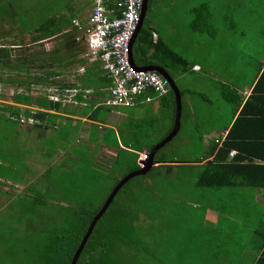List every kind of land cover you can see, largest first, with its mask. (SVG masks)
Wrapping results in <instances>:
<instances>
[{
    "label": "rangeland",
    "instance_id": "1",
    "mask_svg": "<svg viewBox=\"0 0 264 264\" xmlns=\"http://www.w3.org/2000/svg\"><path fill=\"white\" fill-rule=\"evenodd\" d=\"M232 1L152 0L147 12L145 27H153L175 51L193 62L200 58V54L190 50L196 46L198 39L203 38V33L194 32L190 28V23L197 17L196 10L207 4L215 28H219L220 31L227 30V28L243 30L244 34L242 35L233 33L230 44L236 45L238 51L252 49V53L255 51L262 53L263 36L258 28L264 26V0H248V3L246 0H234L235 4L231 6L229 2ZM62 3L63 0H21L19 5L24 9L26 8L27 16L30 18L36 13V16H39L43 9L51 5L55 9V12L51 14L58 16L67 15L79 7H82L79 12L80 16L85 17L89 13V0H71L67 7H62ZM224 8H228V10L225 11ZM226 12L232 15L233 22L229 23L227 19H224ZM248 13H258V19L251 17L246 19ZM32 34V32L23 30L19 20H7L0 23V46H9L10 43L17 45L27 43L32 38ZM229 36L218 39L226 41ZM59 42L60 40L57 38H52L48 44L36 45L35 47L44 51L51 48L54 50L58 47ZM23 52L24 47H20L11 55V58L16 60ZM52 63L53 61L49 60L48 67L57 66ZM244 70L246 68L241 73ZM46 71L47 68H32L28 75L33 80H35V75L50 77ZM2 73L4 78H10V80L0 84L1 102L11 103L10 96L12 93L28 91L27 86L18 88L19 81H25L27 77L25 71L4 69ZM195 75L196 73L193 71H186L183 76L176 79L181 91H183V126L178 136L161 148L160 156L181 160H192L205 156V149L201 140L196 137L197 132L194 124L203 120L210 125L212 119L225 121L229 114L228 103L221 97L212 81L207 79L203 89H199L196 85ZM174 77H178L177 72L174 73ZM43 88L45 85L41 83H35L31 86L34 93ZM208 89L211 95L208 101H203V104L204 109L211 112V115H199L195 118L194 109L190 103H194L200 97L199 94L202 91L208 92ZM129 107L122 106L119 110L125 111L129 115L132 109ZM174 114V105L169 102L166 105L156 107L154 111L144 115L143 118L140 117L136 120L134 117L128 116L125 128L138 130L144 136L142 142L144 141V144L150 146L154 141L162 140L170 123L174 120ZM2 116H0V170L3 176H0V264H33V248L36 243L39 241L40 244L46 243L50 229L64 224V221L66 223L68 219L79 218L81 210L97 209L116 182H119L130 172V164H135V156L133 151H123L124 157L121 161H124V164L115 165V170L110 173L95 164L96 158L94 157L87 158L81 168L82 174H79L75 167L78 164L76 161H68L64 168L58 166L54 168L50 172L49 180L40 181L35 177L40 173L42 167L31 164L34 162L32 160H27L35 155L34 144L27 143L29 138L24 140L21 137V132L16 130L18 123L6 120ZM7 116L11 115L7 114ZM23 124L27 125L26 123ZM94 131L98 134L97 130ZM190 134L194 138H190L188 141L182 138L183 136L188 137ZM130 135L129 131L126 136L129 137ZM113 137L114 135L108 132L107 140H111ZM46 146L49 150L47 154H51V145L46 144ZM82 149L84 150V148ZM90 159L93 161L90 162ZM158 170L162 174L155 172ZM166 171L165 168L152 170L149 175L154 172L151 177L155 179L150 183L146 178L148 175L145 177L136 176L125 184L126 186L124 185L123 190L117 195V205L118 201L126 205L129 204L128 206L132 211H135L138 217V222L135 223L136 244L127 250L126 260L125 262L121 261V264H194L193 261L211 264L215 259V257L210 258L204 255L197 257L190 254L189 252L193 251V248L188 249L182 243L180 252H178L170 247L175 246V243H169L166 239L165 243L162 242L165 222H169L171 217L172 206L170 203L176 200L179 204L186 205L180 211H177V207L175 208L176 223L180 221L186 211L195 208L192 199L213 203L206 197L207 193L212 190L211 188H204L201 196L200 192L194 190L197 169L175 168L171 172L172 178L163 175ZM27 172L30 173L29 179L25 178ZM45 179H47V174ZM65 190L67 193L64 192ZM193 222L198 224V220H193ZM173 232V230H169L168 235L173 234ZM191 239L186 237L185 240H182L178 237L175 240L188 243Z\"/></svg>",
    "mask_w": 264,
    "mask_h": 264
},
{
    "label": "crops",
    "instance_id": "2",
    "mask_svg": "<svg viewBox=\"0 0 264 264\" xmlns=\"http://www.w3.org/2000/svg\"><path fill=\"white\" fill-rule=\"evenodd\" d=\"M246 1V3L249 2ZM229 3L231 6L235 4L234 0ZM247 17L258 19V13H248L246 19ZM224 19H227L229 23L233 22L232 15L227 12L224 14ZM258 31L263 36L262 53L259 51L252 53V49L238 51L236 45L230 44L233 33L244 34L242 29L227 28V30L220 31L219 28L214 27L212 16L208 23L202 24L199 32L203 33V38L198 39L196 46L190 50L191 52L197 51L200 58L190 62L191 65L187 72L196 73V85L199 89H203L207 79L211 80L221 97L228 103L229 114L225 121L212 119L210 125L203 120L194 124L197 132L196 137L201 140L205 156L192 160L174 158L164 162L159 161L155 155L159 162L145 174L148 175L146 178L149 183L155 179L151 177L154 172L149 174L156 168H165L167 171L163 175L172 178L171 172L175 168H193L188 165L213 162L218 149L222 147L227 137L234 139L235 136L237 139H242V141L236 140L237 145L246 148V150L242 149V152L244 151L243 153L246 154V162L253 161L256 164H264V26L258 28ZM159 35L158 32H154V39L157 36L155 39L157 40ZM227 35L230 36L226 41L218 39ZM85 57L87 61L83 66L79 64L75 65V68L69 66V70H66L56 83L65 87L83 89L84 94H78V105L63 103L58 108L47 109L46 112L50 116L45 124L39 126L18 124L16 129L21 132V137L24 140L29 138L28 144H34L36 148L35 155L27 160H32L34 162L31 164L42 167L40 173L35 177L40 181L49 180L50 172L57 166L64 168L68 161H76L78 164L75 167L79 174H82L81 168L87 158L91 157L96 158L95 164L110 173L115 170V165L124 164V161H121L124 157L123 151L129 150L133 151L135 163L138 162L141 168L143 165L141 163L142 154L150 153V146L160 143L174 128L176 109L174 120L170 123L162 140L154 141L150 146L144 144V141L142 142L143 134L134 128L132 130L125 128L126 118L132 116L137 120L154 111L156 107L168 104L169 98L165 101L162 99L167 95L160 96L151 92L149 94L153 97L152 100L141 96L138 103L132 107L122 105L132 108L129 115L127 112L119 110L122 106L110 107L105 104L104 99L108 96L111 82L106 79L102 62L98 58H89L86 55ZM244 68L246 70L241 73ZM177 73L178 77L176 78L174 73H170L176 83V79L183 76L186 71ZM210 95L209 89L208 92L202 91L199 94L200 97L194 103H190L194 109L195 118L199 115H211V112L204 109L203 104V101L209 100ZM238 96L242 97V101L236 104ZM183 115L182 103L181 126L176 136L182 129ZM236 121L239 122V127L235 132L233 131L234 136H232L231 129ZM94 130H97L98 134ZM129 131L131 135L127 137ZM108 132L114 135L111 140L106 138ZM182 138L188 141L194 137L190 134L188 137L183 136ZM217 139L220 140V143L216 141ZM216 143H218V147L213 149ZM46 144L51 145V154H47L49 150ZM236 149L233 148L231 152ZM160 150L161 148L158 151ZM231 152L227 156L228 162L233 158ZM92 161L93 159H90V162ZM130 165L133 166V164ZM197 168L199 173L194 190L200 192L201 196L204 189L198 186L197 181L202 168ZM155 172H160V170ZM160 173L162 174V172ZM29 174L27 172L25 175L26 179H29ZM46 174L47 179H45ZM211 189L206 197L213 203L193 201L195 208L186 211L178 223H176L177 218L174 215L175 208L177 207V211H180L186 205H181L176 200L170 203L172 206L171 217L165 224H169L174 232L171 235L164 232L162 242L165 243L166 239L169 243H175V246L170 247L178 252L184 244L188 249L193 248V251L189 253L197 257L202 255L210 258L215 257L211 264H264V171H258L253 176H246V183H241V185H227L224 188ZM193 220H198V224L196 225ZM178 237L182 240H185L186 237L192 239L185 243L176 241L175 239ZM193 262L202 264L197 261Z\"/></svg>",
    "mask_w": 264,
    "mask_h": 264
},
{
    "label": "trees",
    "instance_id": "3",
    "mask_svg": "<svg viewBox=\"0 0 264 264\" xmlns=\"http://www.w3.org/2000/svg\"><path fill=\"white\" fill-rule=\"evenodd\" d=\"M20 1L21 0H0V23L7 20H19L22 23L23 30L32 32L33 34L32 38L30 41H27V43H22L21 45L10 43L9 46H0V84L10 80V78L3 77L2 72L4 69L18 72L25 71L27 77L25 81H19L18 88L27 86L28 91H17L12 93L10 96L12 100L11 103L0 102V113L6 120L22 125L25 124L20 122L21 116H25L26 118L33 116L37 120L34 125L39 126L45 124L50 116L48 112H46L47 109L58 108L63 103L78 105L79 95L84 94V90L78 87L76 88L77 92L74 95L73 101H65V99H63L64 93L66 90L73 88L61 86L56 83L57 79L62 77V74L67 69L77 64L83 66L84 62L87 61L85 57V55L87 56V45L77 40V36L81 32L77 29L78 27L75 25L74 20H80L81 23L86 24L91 16L92 4L89 0V13L85 17L79 16L82 7L73 9L72 12L67 15L58 16L51 14L55 12V9L51 5L43 9L39 16H36V13L30 18L27 16L26 12L28 11L26 8L24 9L19 5ZM70 1L71 0H63L62 7H67ZM151 1L152 0H149L148 9ZM227 10L228 9H225V11ZM196 11L198 13L197 17L191 21L190 28L193 31H200L202 24H205V22L208 23L210 20L211 12L207 4L204 5V7L198 8ZM145 23L146 20L133 46V58L136 65H160L165 67L171 74L187 71L191 65L190 61L175 51L162 36L159 35L158 39L155 40L153 34L157 31L151 26L145 27ZM52 38L60 40L58 47L54 50L51 48L48 51H44L35 47L36 45L44 46L48 44ZM20 47H24V52L20 53L16 60L12 59L11 55L19 50ZM49 60L53 61L52 64L57 66L53 67V65H51V67H48ZM32 68H47L46 72L50 77L35 75V80H33L28 75ZM105 74L106 79L111 82L108 73L105 72ZM35 83L44 84L45 88L40 91L36 90V93H34L31 86ZM50 88H52L51 91L49 90ZM181 92L183 95V91ZM51 94H59L60 99L53 100L50 97ZM167 98H169V102L173 103L176 109L173 90H170L169 95L162 99L165 101ZM107 99L108 96L104 101L106 102ZM241 101L242 97L238 96L236 104ZM7 114L11 116H7ZM25 123L28 126H33L28 122ZM238 127L239 122L236 121L231 129L232 136H234L233 131L235 132ZM236 139L235 136L234 139L227 137L222 147L218 149L216 156L212 160L213 162L203 164L192 163L188 165L189 167H196L195 169L197 170V167L202 168L197 181L200 188H224L227 185H241V183H246V176H253L258 171H264V164H256L253 163V161L246 162V154L243 153L244 151L242 152V149L246 150V148L242 145H237V140L242 141L241 138ZM154 145L155 144L151 145L149 150H151ZM217 145L218 143L215 144L213 149H216L218 147ZM233 148H237L235 150L237 153L231 161L228 162L227 156ZM156 158L164 162L173 160V158L168 159L164 156H160V151L156 154ZM139 168L140 165L136 162L131 167V171ZM198 173L196 174L198 175ZM0 176L3 177L1 170ZM145 176L146 175H140L137 177ZM112 189L113 187L111 190ZM122 190L123 189H121L119 193ZM66 191L67 190L64 192L66 193ZM105 200L97 209L90 211L83 209L80 212L79 218L68 219L66 223L63 219L64 224L50 229L48 238H46L47 242L40 244L39 241L33 248V264H71L76 249L93 220V217L98 213ZM116 200L117 196L105 214L97 222L80 256L78 264H121V261L125 262L126 260L125 254L127 250L133 244H136L135 223L138 222L137 214L134 210L132 211L128 206L129 204L126 205L118 201L117 205ZM192 200L195 201L197 199ZM76 213L78 214V212ZM169 230H171V227H169V224H165L163 233H167Z\"/></svg>",
    "mask_w": 264,
    "mask_h": 264
},
{
    "label": "built area",
    "instance_id": "4",
    "mask_svg": "<svg viewBox=\"0 0 264 264\" xmlns=\"http://www.w3.org/2000/svg\"><path fill=\"white\" fill-rule=\"evenodd\" d=\"M90 1L92 12L89 21L83 24L80 20H74V23L81 32L77 40L87 45V56L100 59L103 70L111 79L105 104L110 107L134 106L141 96L152 100L151 92L160 96L169 94L171 87L163 74L140 69L131 61V41L142 19L144 0ZM76 92V88L66 90L63 99L72 102ZM50 97L60 99L59 94H51ZM20 122H31L33 125L37 120L33 116H21ZM216 141L220 143L219 139ZM236 153L233 150L231 156L234 157ZM142 155L144 161L149 152Z\"/></svg>",
    "mask_w": 264,
    "mask_h": 264
},
{
    "label": "water",
    "instance_id": "5",
    "mask_svg": "<svg viewBox=\"0 0 264 264\" xmlns=\"http://www.w3.org/2000/svg\"><path fill=\"white\" fill-rule=\"evenodd\" d=\"M148 3H149V0H144V6H143V10H142V19H141V22H140V24L138 26V29L135 32V34H134V36L132 38V41H131V48L132 49H133V46H134V44L136 42L138 34H139L140 30L142 29L144 20H145V18L147 16ZM130 55H131V61L133 62V64L136 65V63L134 62L132 50H131V54ZM138 68L144 69V70L158 71V72H160L161 74H163L167 78V80H168V82L170 84V87H171V89L173 90V92L175 94V101H176V115H175L176 117H175L174 128L172 129V131L160 143L155 145L150 150L149 158L147 160L142 161L143 166L141 168L136 169L134 171H131L130 173L125 175L122 179H120L119 182H117L115 184V186L111 190L110 194L108 195L107 199L103 203L102 207L100 208L98 213H96V215L93 217V220L91 221L86 233L84 234V236H83L78 248L76 249V251H75V253L73 255L71 264H78L80 256H81V254H82L87 242L89 241L90 236L92 235L97 222L105 214V212L108 210V208L110 207V205L112 204V202L114 201L116 196L118 195L119 191L124 187L125 184H127L134 177L139 176V175L147 174L152 169V167L154 165H156V163L159 162L155 158V155L158 152V150L160 148L164 147L166 144H168L174 138V136H176V134L180 130L181 115H182V93H181L180 87L176 83L174 77H172V75L169 73V71L165 67L160 66V65L138 66Z\"/></svg>",
    "mask_w": 264,
    "mask_h": 264
},
{
    "label": "bare ground",
    "instance_id": "6",
    "mask_svg": "<svg viewBox=\"0 0 264 264\" xmlns=\"http://www.w3.org/2000/svg\"><path fill=\"white\" fill-rule=\"evenodd\" d=\"M147 14H148V13H147ZM82 15H83V14H82ZM79 16H80V15H79ZM77 17H78V16H77ZM75 19H76V18H75ZM145 20H146V19H145ZM142 29H143V27H142ZM141 31H142V30H141ZM154 36H155V35H154ZM154 36H153V37H154ZM156 38H157V36H156ZM156 38H155V39H156ZM87 51H88V50H87ZM77 70H78V69H77ZM82 73L84 74V72H82Z\"/></svg>",
    "mask_w": 264,
    "mask_h": 264
},
{
    "label": "clouds",
    "instance_id": "7",
    "mask_svg": "<svg viewBox=\"0 0 264 264\" xmlns=\"http://www.w3.org/2000/svg\"><path fill=\"white\" fill-rule=\"evenodd\" d=\"M170 90H172V89H170ZM181 90V89H180ZM170 93V92H169ZM168 95V94H167Z\"/></svg>",
    "mask_w": 264,
    "mask_h": 264
}]
</instances>
